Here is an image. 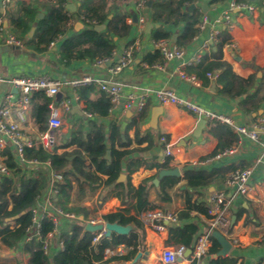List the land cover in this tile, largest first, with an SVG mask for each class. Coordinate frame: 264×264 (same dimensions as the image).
<instances>
[{"label":"crops","instance_id":"obj_1","mask_svg":"<svg viewBox=\"0 0 264 264\" xmlns=\"http://www.w3.org/2000/svg\"><path fill=\"white\" fill-rule=\"evenodd\" d=\"M19 1L22 0H0V13L4 15L8 10L12 14L18 13L17 2ZM39 1L42 3L46 0ZM81 1L67 0V8L70 4L74 5V9L68 8L71 14L79 11ZM106 1L112 13L121 12L126 14L127 21L131 24V31L127 37L120 38L116 35L111 36L115 44V49L107 63H98V61L83 59L66 65L59 59L58 53L62 42L76 32H81L86 27L84 20H76L72 23V28L64 36L56 42L51 43L42 51H37L30 43L24 44L21 42L22 46H17L0 39V76L9 78L21 75H48L54 78L71 79L84 75H93L108 83H121L124 86L125 93H151L146 105L145 118L140 125H131L132 119L139 112L131 111L129 113V111H122L120 109L109 110V117L103 118L100 121V124L104 125V129L110 135L113 131L112 127L114 125L116 126L117 136L114 144L116 148L130 149L132 152L129 154L128 159H138L142 162L141 166L131 174V181L134 186H138L142 180L155 173L156 168H148L149 164L164 163L162 162L163 145L159 140L162 135L166 136L168 141H171L175 146V154L170 159V165L174 168H179L180 177L182 178L175 186L168 189L171 197V200L168 202L159 199L158 185L154 183V186L150 188L149 200L157 206L155 209L145 211L140 215L145 222V236L143 248L138 252H147V254L136 264H162L160 257L163 249L167 246L176 248L178 245L168 244L167 227L165 231L155 230L150 225V218L153 213L158 211L165 214H176L178 216V213L186 207L185 189L187 187V180L183 178V170L186 168L211 170L225 165H233L236 168L252 167L251 183L255 187V192L251 197L234 196L233 193L229 194L231 205L230 223L227 230L230 229L231 231L228 232L226 237L232 243V247L225 256L215 257L214 254L221 249L219 243V248L216 252L210 253L209 249L207 254L200 261H196V263L211 264L212 259L222 258L224 260L222 264H264V132L259 134L257 140H253L249 137L238 135L231 126L238 137V140L230 146L234 148L233 151L220 159H214L213 156L216 153L230 147L219 151L217 150L218 140L208 134L209 122H206L201 130H198V123L202 118L191 112L185 105H162L156 96L152 95L155 89H171L185 100L197 103L211 112L224 114L234 124L244 125L247 128L251 127L253 123L264 121V102L257 112L247 113L240 106L242 97L232 98L221 95L219 93L220 85L217 82V78L213 79L207 73L198 76L193 68L198 62L190 65L187 64L201 51H204V55L211 53V49L215 48V38H212L215 29H219L220 33L225 31L230 35L231 41L223 48V60L231 65L236 75L244 78H253L254 85L249 89L248 93H257V97L264 96V9L259 10L252 19L239 12L235 15L233 23L225 26L220 20L224 11L228 8L230 0L218 4H211L209 3L210 0H194L190 4H186L185 2L181 8L183 13L196 9L200 14L199 19L203 15H206L208 17V23L204 29L198 32L193 41L185 47V53L182 58L167 62L163 59L164 57L162 61H158V55L155 54L157 47L155 46L156 41L153 37L154 33L162 25L165 31L169 32L172 36L167 41L169 43L175 42L176 38L183 31L184 23L177 21H167L164 23L152 21L151 7L146 12V0ZM144 1V6H140ZM156 1L168 3V6L165 8V14H167L174 7L176 0H153V3ZM246 1L256 4L260 2V0ZM25 2H38V0ZM204 3L207 4V11H204ZM192 6L193 8H191ZM40 13L44 15V12ZM133 14L137 15L136 22H134ZM141 16L145 18L144 25L139 23ZM1 22L3 23L5 32L13 34L11 19L5 17L2 18ZM147 22L151 23L150 30L147 29ZM32 27H35L36 30L37 25L34 23L31 24L28 32L29 37H32L35 33L34 30L32 35L29 34ZM131 43L135 45L132 63L121 72L117 74L112 73L110 67L113 65V61ZM182 65H184L188 73H194L198 76L199 82L197 84L180 78L177 69ZM214 82L216 86L212 88ZM97 88L99 89V87ZM4 91L0 93V100L4 95ZM96 97L97 94L94 92L89 96L91 100H94ZM62 98L63 96L59 95L54 104L59 105ZM83 101L85 105L83 110H86V102L85 100ZM156 107H160V111L156 114L157 120L155 125H153L152 118ZM79 110L82 112L81 114L73 111V109L65 113L64 116L67 125L56 131L59 133L58 138L60 139L57 142V151L59 153L72 151L75 148L74 146L68 148L60 147L61 143L66 141L64 139L68 138L73 130H79L81 125H84V128L88 129V120L96 119L94 115L88 117L81 108ZM22 132L23 140L31 141L32 143L33 140H37L41 136V133L37 131L30 119L26 122ZM5 140L7 143L6 146L12 149L10 139L6 137ZM126 142L128 146H122V143ZM108 145L110 146L111 142H108ZM109 151L111 152V149ZM127 163L128 161L123 164L122 178L128 175ZM36 170L28 169L29 174L31 171ZM3 176L0 175V183ZM47 176L49 177L48 171ZM224 182L225 180L217 185L194 189L193 199L207 201L208 207H210L209 197L214 191L224 188ZM75 187L76 183H74L71 200L68 203L69 207L84 205L97 208V215L101 216L119 209H125L126 207V204H123L116 196L111 197L101 204L99 195L102 188L97 189L94 193L85 192V194L76 196L74 194ZM46 191L47 189L43 191L42 195ZM11 207L12 205L9 206V208ZM63 209L69 211L65 208ZM134 213L135 210L132 208L131 214ZM77 215L80 219H83L82 216ZM17 217L18 215L6 219V223L11 229L18 227L19 224L15 221ZM186 222H192L199 226L198 235L208 227L207 214H202L198 211H193L191 217L179 219L177 223L164 220L165 225H183ZM195 241L196 239L193 243ZM22 243L20 245L8 246L2 241L0 236V264H28L30 256L22 247ZM57 243L54 242L55 247ZM188 249L185 251L184 257L181 259L182 261L192 258V253H189ZM127 250L125 246L120 245L115 249H110V254L104 259H108L115 254L121 255L126 253ZM131 261L118 264H130Z\"/></svg>","mask_w":264,"mask_h":264},{"label":"trees","instance_id":"obj_2","mask_svg":"<svg viewBox=\"0 0 264 264\" xmlns=\"http://www.w3.org/2000/svg\"><path fill=\"white\" fill-rule=\"evenodd\" d=\"M148 0H146L147 3ZM194 0H176L174 7L165 14L167 2L156 1L151 5V20L155 22H183V31L179 35L175 44L185 48L189 45L199 29L196 27L199 21L197 10L182 12L183 4L193 3ZM226 0H210L211 4H218ZM246 1V0H244ZM18 13L12 14L10 10L6 14L0 13V26L2 18L11 19L13 34L24 44L30 43L37 51L45 50L51 43L56 42L64 36L72 23L76 20H84L85 28L81 32L66 38L59 49V59L66 65L77 60L99 61L111 58L115 49V44L111 36L120 38L127 37L131 31V24L127 21V15L121 12H111L106 0H82L79 11L71 14L67 8V0H46L45 2H17ZM44 12L43 17L37 14ZM37 25L32 37L28 36L31 24ZM97 24H106V28L95 29ZM155 41L171 39V34L161 25L154 33ZM215 48L210 54L203 55V58L193 66L195 73L200 76L209 71L216 70L218 73L217 82L220 85L219 93L224 96L236 98L242 97L240 106L247 113L257 112L263 105L264 96L257 97V93H248L254 85L253 78H244L236 75L229 63L223 60V48L231 41L230 35L222 31L215 37ZM156 55L158 61H162L163 55L157 48ZM164 59V58H163ZM96 84L82 85L76 91L79 97L86 102V110L93 113L96 119H89V128L85 129L81 125L79 130H73L65 142L60 147L68 148L74 146L72 151L59 153L58 147L53 151L45 149L40 139L33 140L31 146L24 147V154L27 159H37L39 161H50L51 170L63 175V181H53V186L58 189L56 203L63 208L73 211L83 219L78 218L75 222L63 225L54 242L62 241L64 248L47 255L43 249V241L34 237L26 242L25 250L29 254L28 264H118L131 261L143 248L145 236V222L141 214L145 211L155 209L157 205L149 200V190L154 186V179L158 177L162 169L174 168L170 165V158L164 163L149 164L148 168H156L154 174L146 177L138 186H134L131 181V174L140 166L138 159L129 160L130 149H119L115 147L117 128L114 125L111 135L100 124L101 119L109 117L111 106L110 96L97 88ZM96 93L97 97L91 100L89 96ZM246 94V96H244ZM53 99L47 96L44 91H34L31 95L30 121L39 133L48 131V119L51 113ZM145 107L138 115L132 119L131 125L138 126L146 115ZM208 134L218 140L217 150H222L232 146L238 137L232 130L230 124L225 122H215L209 126ZM111 142V145H108ZM122 146H128L127 142ZM111 149L110 155L107 151ZM6 156V164L11 171V175L3 176L0 183V236L2 241L8 245H20L25 242L28 228L33 227L31 208L37 198L43 194L51 184L47 171L39 168L30 172L24 165L16 160V155L9 146L2 151ZM128 161V175L122 178L123 164ZM233 165H225L211 170L186 168L183 170V178L187 180L186 207L178 213L179 219L191 217L193 211L207 214V201L193 199L194 189L217 185L225 180L226 175L234 170ZM37 174V175H35ZM182 177L164 176L158 184V196L161 201L168 202L171 197L168 189L175 186ZM74 183L76 187L74 194L80 196L85 192L94 193L102 188L99 195L101 204L116 196L125 209H119L102 215L105 221L119 223L122 225H133V230L128 234H116L103 236L96 243L92 242L93 233L85 227V220L97 215V208L84 205L68 206L71 200ZM12 205L11 208L9 206ZM134 208L135 213L131 214ZM15 218L18 227L11 229L6 223L7 218ZM164 223V221H163ZM42 236L45 237L52 229V221L44 220L42 226ZM168 244H184L187 248H192L193 241L199 233V226L195 223H184L169 225ZM231 230L228 229V232ZM212 247L210 253H214L219 248V242L211 237ZM123 245L128 250L121 255H112L105 258V250L115 249ZM116 257V258H115ZM211 264H222V258L212 259ZM230 262V261H229ZM232 262V261H231ZM233 263V262H232ZM193 264H198L194 261Z\"/></svg>","mask_w":264,"mask_h":264},{"label":"built area","instance_id":"obj_3","mask_svg":"<svg viewBox=\"0 0 264 264\" xmlns=\"http://www.w3.org/2000/svg\"><path fill=\"white\" fill-rule=\"evenodd\" d=\"M29 1V0H22ZM141 3L140 6H144ZM264 9V0H260L258 4L244 1V0H230L228 8L224 11L220 22L225 26H229L233 23L235 15L241 13L246 17L252 19L256 16L259 10ZM139 23L144 25L145 18L141 16ZM208 23V17L203 15L196 24L199 29H204ZM220 33L219 29H215L212 34V38H215ZM0 39L6 43L22 46L21 41L17 39L13 34L5 32V28L0 26ZM155 46L162 53L165 61H171L173 59H180L184 56L185 48L177 46L174 42H168L167 40H159L155 42ZM207 47V45H205ZM135 51V45L129 44L124 51L116 57L113 61V65L110 67V71L114 74L121 72L128 67L133 61V55ZM204 55V51L197 53L193 60L189 63L194 64L199 62ZM109 58L105 60H99L98 63H107ZM177 73L183 80L198 83L199 78L194 73H188L184 65L179 66ZM207 75L213 79L218 77L216 71H209ZM0 83H6V89L4 95L0 100V173L4 176L11 174L10 169L6 164V157L2 154V151L6 147L5 138H9L11 145L15 148L16 160L19 164L24 165L27 169L34 170L38 168H44L49 173L51 180L50 186L44 195L37 198V203L31 208L33 227L28 228V234L25 237V242L22 243V247L25 249L26 242L32 240L34 237L40 238L43 241L44 252L51 256L55 250L59 251L64 248L62 241L54 245V239L58 236L63 225L70 222H75L79 216L70 211L64 210L56 203V196L58 189L53 186V181H63L64 177L60 173H56L51 170L50 161H39L37 159H27L24 154V147L31 146V141L23 140L24 126L30 117L31 107V95L34 91H44V93L50 98L55 100L59 95L63 98L59 105L54 103L51 105V113L48 119V131L41 133L39 137L40 141L48 151H53L57 147L56 143V131L64 128L66 119L64 114L71 111L74 107L83 108L84 101L77 94V87L82 85L96 84L101 90L106 92L111 99L110 111L120 109L122 111H142L147 103L148 98L151 95L149 92L142 94L125 93L124 86L118 82L108 83L99 77L93 75H84L78 78L62 79L54 78L48 75H21L12 76L9 78H3L0 76ZM152 95H155L158 101L162 105H185L191 112L195 113L198 117L204 118L213 124L215 122H225L230 124L234 131L240 136H246L250 139L257 140L259 134L264 132V121L253 123L251 127L247 128L244 125L234 124L233 121L224 114H218L211 112L201 105L193 102H189L176 94L171 89L159 88L153 91ZM88 117H92L93 113L83 110ZM160 142L163 145L162 149V162H166L168 158L172 159L175 154V146L171 141H168L167 137L162 135ZM233 147L226 148L216 153L213 158L220 159L224 155H227L233 151ZM253 168H236L228 173L224 182V188L214 191L209 197L210 207L207 212L208 227L196 238V241L192 246V258L190 260L182 261L187 247L184 244H178L176 248L167 246L163 249L160 257L162 264H192L194 261H200L210 249L211 237L213 231H219L223 235L228 234V226L230 223V203L231 199L229 194L233 193L234 196L251 197L254 195L255 187L251 183V177ZM52 221V229L48 231L45 237L42 236V226L44 220ZM164 220L177 223L179 221L176 214H165L161 211L155 212L151 215L150 225L157 231H165L166 225ZM105 220L101 215L90 217L85 222L87 225L102 224L103 228L100 230L91 231L94 235L92 242L96 243L101 237L105 236ZM56 248V249H55ZM122 252V251H121ZM110 254V249L105 250V258Z\"/></svg>","mask_w":264,"mask_h":264},{"label":"water","instance_id":"obj_4","mask_svg":"<svg viewBox=\"0 0 264 264\" xmlns=\"http://www.w3.org/2000/svg\"><path fill=\"white\" fill-rule=\"evenodd\" d=\"M153 3V0H148L147 2V9H146V12H148V8L151 7ZM203 7H204V11H207V4L204 3L203 4ZM68 8H71V9H74V5L70 4L68 5ZM193 8V6L191 7ZM38 16L40 17H43L44 15L42 13L38 14ZM133 17H134V22L137 21V15L136 14H133ZM106 28V24H98L95 26V29H105ZM151 28V23L150 22H147V29L150 30ZM35 30V27H32L31 28V31H30V35L33 34ZM7 84L6 83H0V93H2L5 88H6ZM216 86L215 82L213 83L212 85V88H214ZM73 111H77L78 113H82L79 108L76 106L73 108ZM160 111V107H156L155 110H154V115H153V118H152V124L155 125L156 123V120H157V117H156V114ZM129 113H131V111H129ZM206 119L202 118L199 120V123H198V130H201V128L203 127V125L206 124ZM12 147V150L15 152V148L13 146ZM110 155V151L108 150L107 151V156ZM1 175V173H0ZM164 176H180V170L178 167L176 168H173V169H162L159 174H158V177L154 179V183L156 185L159 184V181L161 178H163ZM103 228V225L102 224H98V225H87L86 226V229L88 231H94V230H100ZM133 225L131 224H128V225H122V224H119V223H112V222H108L106 221L105 222V229H106V233H105V236L106 237H109L111 236L113 233H116V234H128L130 231L133 230ZM212 237L215 238L221 245V249L216 253L214 254L215 257H219V256H225L231 249L232 247V243L227 239V237L225 235H223L222 233H220L219 231H213L212 232ZM188 252L189 253H192V249H188ZM145 254H147V252L143 253V252H138L135 257L133 258V260L130 262V264H136L142 257L145 256Z\"/></svg>","mask_w":264,"mask_h":264},{"label":"rangeland","instance_id":"obj_5","mask_svg":"<svg viewBox=\"0 0 264 264\" xmlns=\"http://www.w3.org/2000/svg\"><path fill=\"white\" fill-rule=\"evenodd\" d=\"M56 137H57V140H56V143L60 141V139L58 138L59 137V133L56 132Z\"/></svg>","mask_w":264,"mask_h":264},{"label":"bare ground","instance_id":"obj_6","mask_svg":"<svg viewBox=\"0 0 264 264\" xmlns=\"http://www.w3.org/2000/svg\"><path fill=\"white\" fill-rule=\"evenodd\" d=\"M116 258V257H115Z\"/></svg>","mask_w":264,"mask_h":264}]
</instances>
